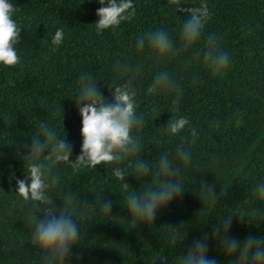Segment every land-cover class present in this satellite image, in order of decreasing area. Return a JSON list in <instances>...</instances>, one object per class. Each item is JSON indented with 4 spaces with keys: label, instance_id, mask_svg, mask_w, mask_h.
Instances as JSON below:
<instances>
[{
    "label": "trees",
    "instance_id": "16d2710c",
    "mask_svg": "<svg viewBox=\"0 0 264 264\" xmlns=\"http://www.w3.org/2000/svg\"><path fill=\"white\" fill-rule=\"evenodd\" d=\"M0 264H264V0H0Z\"/></svg>",
    "mask_w": 264,
    "mask_h": 264
}]
</instances>
